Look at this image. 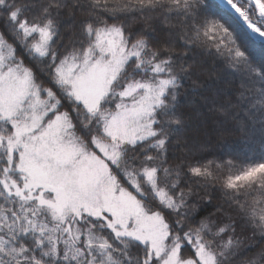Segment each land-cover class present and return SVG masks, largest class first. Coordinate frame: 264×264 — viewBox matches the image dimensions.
Wrapping results in <instances>:
<instances>
[{
  "label": "snow or ice",
  "instance_id": "snow-or-ice-1",
  "mask_svg": "<svg viewBox=\"0 0 264 264\" xmlns=\"http://www.w3.org/2000/svg\"><path fill=\"white\" fill-rule=\"evenodd\" d=\"M221 2L0 0V264H264V0Z\"/></svg>",
  "mask_w": 264,
  "mask_h": 264
},
{
  "label": "trees",
  "instance_id": "trees-1",
  "mask_svg": "<svg viewBox=\"0 0 264 264\" xmlns=\"http://www.w3.org/2000/svg\"><path fill=\"white\" fill-rule=\"evenodd\" d=\"M211 7L214 10H219L221 12L227 11L224 7H222L216 0H209ZM229 12V11H228ZM254 55L256 58L259 59H264V46L260 45L259 42L256 43L254 47Z\"/></svg>",
  "mask_w": 264,
  "mask_h": 264
},
{
  "label": "water",
  "instance_id": "water-1",
  "mask_svg": "<svg viewBox=\"0 0 264 264\" xmlns=\"http://www.w3.org/2000/svg\"><path fill=\"white\" fill-rule=\"evenodd\" d=\"M227 11L231 12L227 5L223 4L221 0H217ZM234 15V14H233Z\"/></svg>",
  "mask_w": 264,
  "mask_h": 264
}]
</instances>
